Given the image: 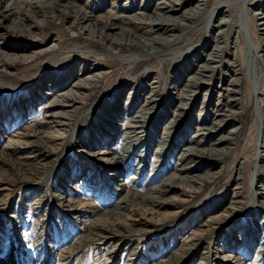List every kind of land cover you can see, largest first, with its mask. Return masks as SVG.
<instances>
[{
    "label": "bare ground",
    "instance_id": "6f19581e",
    "mask_svg": "<svg viewBox=\"0 0 264 264\" xmlns=\"http://www.w3.org/2000/svg\"><path fill=\"white\" fill-rule=\"evenodd\" d=\"M128 3L130 4L129 0H125L120 4V13H117L118 19L120 21L132 20L137 23H143L144 21L149 27L148 31L152 34L150 37H145L141 34L143 29H141L142 32H139V34L132 32V28L126 26L127 22L126 25L113 26L108 22L107 16L99 13L97 14L98 16L94 17L93 12H87L84 9L80 10L71 0H56V2L46 0H0V92H13L20 89L29 90L32 95L29 101L26 102L28 115L32 108L35 107L34 105H38L40 101H45L43 104L45 116H43L42 122L38 125V130H41V132L33 130H29L26 133L25 131L17 132V134L8 138L7 144L3 152H1L2 154H0L5 158L9 156L7 161L11 166L23 168L24 176L19 177L20 182L34 186L46 179L50 172L45 174L43 178L41 177L47 168L43 161H39L33 167H30L31 169L24 167L27 166L25 165L26 161L39 160L49 148H56L57 151L61 148L62 159L69 148H73L70 146L79 144V148H77L79 150L90 149V145L82 144L85 140L80 139L76 132L83 120L87 119L95 110L100 114L102 121L98 119V124L95 122L94 140L97 143L101 140L102 144V140L105 141L107 137L104 134L105 132L111 138H116L119 135L117 151L112 148L109 150L91 148L92 152L89 157L95 162V165L100 163V166H97L98 169H106L107 173L113 172L114 164L118 165L121 163L124 166L123 164L135 153L134 156L138 163L136 165L139 167L138 170H141L145 166L146 155L150 150L153 149L154 153L157 154L155 155L157 157L160 156L161 161L162 155H167V150H169V153L167 152L169 155L176 152V165L172 174L168 175L156 187L149 189L145 194L143 193V195L130 191L124 192L114 207V211L101 214L93 223L94 228L87 235L80 237L74 246L65 252V257H70L81 246L90 242L96 245L113 243V247L109 250V258L104 264H113L115 262L118 252L125 246L128 235L133 232L130 229L135 225L145 227L146 225L158 226L163 224V228L169 227L171 221L166 223L168 220L165 219L174 216L177 206L182 207L186 202L188 203L191 194L197 193L201 189L202 183L212 178L215 174H201L199 172L204 166L210 167L213 164L211 161L218 159L223 155L224 150L226 151L224 149L225 146L218 148L219 145H223L228 139L223 135L229 132L226 124H223L224 118H220L218 122L213 121L208 126L205 123L207 118L218 116L221 104L216 102V104L214 103L215 105H209L210 108H213V112L211 114L209 111L205 115L203 102L199 108L196 109L195 107L200 94L206 101L207 96L214 95L215 89L220 91V87L225 84L227 87L234 86L226 77L221 78L220 76L217 78V86H214L215 81H213L214 74L218 72L222 63L220 61L223 60H220L222 58L220 39L232 38L233 32L234 40L226 47L234 52L233 50L236 51L237 44L239 43L240 45L241 43V47L243 50L245 49L249 66L252 68L246 75L249 74L250 91L252 89L254 92L251 99L252 103H255L257 111L255 112L253 109L252 127L254 135L256 134L254 136L256 137L255 142L257 144L259 140L263 142L261 134L263 131H261L263 127V125L261 126L262 115L259 112V107L261 106H259V101L262 98H259L260 94L257 92L259 91V89L257 90L259 69L256 67V48H258V43L255 44L251 37H253L254 33H257L264 39V0H140L139 5H134L133 3L128 5ZM208 5H210V8ZM102 9L103 7H97L95 10L99 11ZM58 21L66 23L65 27H60V30L68 36L70 43L68 42V45L60 47L57 41V31H54L56 29L53 26L54 30L49 36V42L52 44L47 50L42 51L40 44L46 36H40L41 30L47 27L48 24ZM142 25L144 26V24ZM206 33H209L210 41L207 42L204 39L206 42L194 43L192 38H196V35L204 36ZM235 38L238 39V43ZM192 43L193 45L189 47L188 45ZM187 46L188 48H186ZM197 48L199 49L197 50ZM242 48L239 47L237 49L238 51H243ZM195 51L201 53L198 54ZM44 54L46 57H44ZM154 59L156 64H159V62L161 64L166 60L167 62L172 60V62L180 61L186 63V65L183 63L184 65L182 66L179 65V62L180 70L174 76L169 77L170 98L168 101L165 100V106L168 109H162L158 115L155 114L156 116H154L153 112L157 107L162 106V102H164V100H161L162 93H158V87H156L158 84L155 85L156 82L155 84L149 83L148 88L144 89L143 86V89L140 90L141 92L137 93L134 89L130 90L129 88L130 84L134 85L135 83L128 82L133 76L132 71L138 65H144ZM36 60L37 62H35ZM107 60L114 63L117 62L121 67L126 68V74L112 82L100 93L98 98L90 101L89 98L95 92V89L99 87L100 82H102L101 79H106V71L110 67H106L107 65L103 63ZM69 63L71 65H69V71L67 70L66 75H57L56 70L63 68ZM32 64L43 66L42 74L34 80H26L23 75L19 76L20 73L14 70L15 66H21L23 70H26L27 67H32ZM152 65H144V68L142 67L143 70L139 73V76H144L151 83L153 80L149 81L147 78L152 75L150 70L155 66ZM222 67L224 68V66ZM153 79L157 80V77H153ZM114 90L116 91L112 95H114L117 103H112L109 101L110 99L108 100L109 93ZM224 90H227L228 93L227 88ZM228 95L225 97H228ZM232 95L234 94L232 93ZM229 101L233 102V99H229ZM225 103L228 104L226 100ZM1 105L3 109H6V103ZM232 108H229V111ZM116 117L119 119L123 117V119L120 120L119 124L114 125L113 119ZM150 118L155 123L153 125H157L153 133L146 129ZM9 121L10 118L4 113L1 116L0 123L7 127ZM1 124L0 126H2ZM191 130L194 131L193 133L191 132L192 134L190 133ZM100 134L101 136L99 137ZM210 141L213 142L209 146L207 143ZM206 145L209 147L205 148ZM261 154L264 155L263 153ZM260 157L258 156L251 166L253 169L257 168L256 172H258V168L264 170V160H261L262 164H260ZM239 163L235 165V168L231 169L235 174L234 176L238 172L236 180H239ZM86 167L88 169L89 166ZM138 173L135 174L134 180L137 179L138 176L136 175ZM5 177V174L0 175V190L5 189V186H7ZM255 178L256 175L253 176V174L250 177L251 182L254 184ZM36 179H40L39 182H34ZM249 187L248 197L238 196L239 194L235 187L232 195L228 200H225L226 204L237 206L239 213H242L244 208L249 205L256 206L264 211V188L261 186L256 187L255 185L254 187L252 185ZM63 192L64 188H55L54 202L64 213H79L77 210L79 206H82V208L87 206L81 202H78L77 205L73 204V201L65 197ZM235 193L238 194V198L236 197L238 199L237 202H233ZM204 204L202 205L203 207ZM209 205L206 209H212V206L210 207ZM48 207H50V204H48ZM33 208H40V203H35ZM228 208L224 209L225 211L221 210V215H219L220 211L217 216H210L212 218H209V222L207 219L206 226L208 230L213 225L223 221L222 217L230 212ZM261 215L263 218L264 215L262 213ZM74 217L76 218L77 215ZM233 217L229 216L230 219H233ZM229 227L227 231H222L221 233L223 241L222 239L212 240L213 234L210 236V242H217V247L215 248L214 245L211 250L208 247L204 248L197 255L199 257L198 264H229L231 260L236 262L234 264H244L245 261L240 262L239 257L236 256V245L238 242L231 243V240L227 241L233 234L238 233L237 238H239L241 245H246L249 240L254 241V246H258L257 250H255V259L263 258L264 230L262 228H264V218L261 224H253L251 231L245 225L237 230L236 225L235 227ZM95 230H97L96 233L94 232ZM237 231L240 232L235 233ZM248 232L250 235H248ZM192 237L197 236L194 235ZM195 241L185 246L186 248L182 251L180 248L179 253L160 264H185L186 260L188 261L189 257L193 255V251L199 246L198 243L202 242L198 237ZM250 241L249 246L252 248L253 243L250 244ZM184 242L187 243L186 240ZM220 249H222V252Z\"/></svg>",
    "mask_w": 264,
    "mask_h": 264
},
{
    "label": "rangeland",
    "instance_id": "374dc122",
    "mask_svg": "<svg viewBox=\"0 0 264 264\" xmlns=\"http://www.w3.org/2000/svg\"><path fill=\"white\" fill-rule=\"evenodd\" d=\"M46 1L56 2V0ZM72 1L80 10L84 9L87 12H93L94 17H96V15L99 13L100 15L107 16L108 22L113 26H121L124 24L126 25L127 22L126 26H130V28L132 29L134 28V30L131 29L132 32H136L139 34V32H142L141 29H143V33H141L142 35H144L145 37H150V35H152L151 32L148 31L149 27L144 21L143 23H137L136 21L132 20L120 21L118 19V14L120 13L119 6H121L120 4H122L125 0H75L76 2L74 0H71V2ZM129 2L130 4L128 3V5H131L132 3L134 5L140 4V0H129ZM210 5H208L209 8ZM97 7H103V9L96 11L95 9ZM208 7L207 9H209ZM142 24H144V26ZM65 25L66 23L63 21L53 22L48 24V26L50 27L47 26L41 30L40 36H46L40 44L42 46V48H40L42 51L47 50L52 44L49 42V36L52 34V30H54V27L56 29L54 31H57V41L59 46L62 47L70 43V39L68 38V36L60 30L61 28L65 27ZM139 26L140 28H138ZM127 28L130 30L129 27ZM233 33L231 35L232 38H222L223 40L220 39V46L222 51V58H220V60L223 59L222 61H220V63L222 62L223 64H220L218 72L214 74L213 81H215L214 86H217V78H219L220 76L221 78L226 77L227 80H230L234 86L231 85L227 87L226 84L224 86H221V84H219L221 86V90L217 91V89H215L214 91L216 92H214V95L207 96L206 101L200 94L198 98L199 102L197 101V105L195 107L196 109L199 108L203 102L205 106V115L209 111L211 114L213 112V108H210L209 105H215L216 102L218 104H221L219 106L220 110L217 117H209L207 118V120H205V116L204 120L206 125L208 126L212 124L213 121L218 122L220 118H224L223 124H226L227 130L229 132H227L228 134L224 133L223 135L228 139L223 145H219L218 148L225 146L224 149H226V151L224 150L223 155L219 157L220 159L218 158L211 161L213 162V164L211 165L212 167L204 166V168H202L199 172L201 174L215 173L216 175L214 174L212 178H210L211 181H209L210 179L205 180L202 183L201 189L199 190L200 192L198 191V194H191V196L194 197L190 196L188 203H184L185 205H182V207L177 206V211L175 210L174 216L165 219L168 220L166 221V223L171 221L169 223V227L163 228L162 224L158 226L146 225L145 227L147 229L144 226L139 227L136 225L131 228L130 230H132L133 232L131 235H128L129 237H127V241H125V246L122 247V249L118 252V256L116 257V260L113 264H160L165 260L172 258L176 253H179L180 250H184V248H186L185 246L189 245L191 242H196L195 240L197 239V237L200 238L202 242L198 243L199 246L193 251V255L189 257L188 261L186 260L185 264H198L199 257H197V255L200 254L204 248L208 247V249L211 250L214 245L215 248L217 247V242H210V236L212 234L214 236L212 240L216 239L217 241L222 239V231H227L228 228H230L229 226L235 227L236 225L237 230L239 227L245 225L246 227H248L249 231H251V229H253V224H261L262 219L264 218L261 217V213L264 215V211H262V209L257 208L253 205H249L248 207L244 208V211L242 213H239V208L237 206H229L225 201L228 200V198L232 195L233 189L235 187L237 188L236 191H238L239 195L237 193L234 194L235 200L233 202L238 201V196L248 197V189L251 185L253 187L255 185L256 187L261 186L262 188H264V170L258 168V172H256L257 168L253 169L251 167L258 156L262 157L259 158L260 164H262L261 160H264V155L261 154H264V39L257 33H254L252 35L253 37H251L252 41L255 44L258 43V48H256V67L257 69H259V85L257 86V90L259 89V91L257 92L258 94H260L259 98H262L259 101V106L261 105L259 107V112L262 115L261 126L263 125V127L261 128V131H263L261 132V134L263 136V142H260L259 140L257 144V142H255L256 137H254L256 134L254 135L252 127L254 110L255 112H257L256 105L255 103H252L253 101L251 99L254 92L252 91V89V92L250 91L248 76L249 74L246 75L252 68L251 66H249V61L247 60L248 57L247 55H245V49L243 50V48L241 47V43L239 45L238 39L235 38L238 43L237 48L240 47L243 50H239L241 53L237 48L236 51L233 50L234 52H232V50L226 47V45H229L231 42H233ZM208 35L209 33H206L204 36L196 35V38L194 37L195 39H192L194 40V43H202L204 41L206 42V40L208 42L211 40L209 39ZM192 45L193 43L188 46L191 47ZM188 46L186 48H188ZM198 49L199 48H197V50ZM195 52L198 54L201 53L198 51ZM44 57H46L45 54ZM107 61L103 63L104 65H107L106 67H110L106 71V79H101L103 83L100 82L99 87L97 88L98 90L95 89V92L91 94L89 98L90 101L98 98L100 93H102L104 89L111 85L112 82H115L116 79L120 78V76L122 77V75L124 76L126 74V68L121 67L117 62L114 63L111 61ZM35 62H37V60ZM165 62L161 64L159 62V64H156L154 59L144 64L148 66L152 64V66H154L156 64L154 68L150 70V73L152 74L150 75L151 78H147L149 79V81L153 80L152 83L148 82L146 78H144V76H139V73L144 68V65L142 64L138 65L132 71L133 76H131L130 80L128 81L130 83L136 84H130L129 88L130 90L134 89L137 93L141 92L140 90L143 89V86L144 89L148 88L149 83L155 84L156 82L155 85L158 84L156 87H158V93H162L161 100H164V102H162V106L157 107V109L153 112L154 116L158 115L162 111V109H168V107L165 106V100L168 101V99L170 98L169 94L171 92V89L169 77L174 76V74L180 70L179 65H186L185 62L180 61L172 62L171 60L167 62L166 60ZM38 63L40 64V62ZM39 64H32V67H27L28 70H23V67L21 66H15L14 70H17V73H20L19 76L23 75V78H25L26 80H34L43 72V66ZM69 65L71 64L69 63L63 68H60L61 70H56L57 75H66V73L69 71ZM222 66H224V68ZM164 67L168 70H166ZM221 69L222 71H220ZM153 77H157V80H154ZM230 87H232L233 89ZM225 88L228 89V93L227 90H224ZM115 91L116 90L112 91L108 95V100L110 99L109 101L112 103H117L114 95H112V93L114 94ZM232 93L234 95H232ZM226 94H229L228 97H225L227 96ZM31 95L32 94L27 89H20L16 91L14 90L13 92H0V119L4 113H6V115L10 118L7 127H4V125L0 123L2 125L0 126V154H2L1 152H3L8 138L14 136L15 134H17V132L25 131L26 133L29 130H33L36 132L39 131L38 125L42 122L44 118L43 116H45L43 109V104L45 101H40L38 105H34L35 107L32 108L31 112L28 115L26 102L29 101ZM216 95H218L219 97ZM229 99H233V102H230ZM225 100L228 104L225 103ZM2 102L6 103V109L2 108ZM233 103L235 104L232 108ZM227 107L232 109H230L229 111V108ZM234 109L240 110L237 112V110ZM89 116L87 117V119L83 120L76 133L80 139L85 140L84 142H82V144L84 143L87 146L90 145V149L84 151L79 150L77 149L79 148V144L70 146L73 148H69L68 152L62 159L61 148H59L60 151H57L56 148H49L48 150H46V152L43 153V156L39 160L35 159L25 162V165L27 166L24 168L31 169L30 167H33L39 161H43L47 165V168L44 174L41 176L42 178L45 176V174L50 172L47 175L46 179L42 182H39L40 179H36V181L34 182L38 181L39 183L35 184L34 186L28 185V183L25 182H20L19 177L24 176L23 168L11 166V164L7 161V158L9 156L5 155L7 157L5 158L0 155V173L5 174L6 177L4 179H6L5 182H7V186H5V189L0 190V264H104L109 258V250L113 247V243L96 245L90 242L81 246V248L71 254L70 257H65V252H67L68 249L74 246L75 242H77L80 237L87 235L91 231V229L94 228L93 223L100 217L101 214L114 211V207L116 206L118 200L124 194V192L126 193L127 191H130L139 195H143V193L145 194L149 189L159 185L168 175L174 172L173 169L176 165V152H173L171 153V155H169V150H167V155H162L163 158L161 161L160 156L157 157V154L154 153L153 149L149 151V155H146V163L144 164L145 166L141 168V170H138L139 167H137L136 165L138 163L136 161L137 159L134 156L135 153L131 157H129L126 163L123 164L124 166H122L121 163H119L120 167L119 164H114V167L112 168L114 169L113 172L107 173V171H105L106 169H98L97 166H100V163L99 165H95V162L92 161L89 157V154L92 152L91 148H103L106 150L112 148L117 151L119 145V135H117L116 138H111L109 137V135H106L105 132L104 134L105 136H107L105 141L102 140L101 144V140L99 139L100 142L97 143L94 140V125L95 122L98 121V119L102 121V118L100 114L96 112V110ZM122 119L123 117H121V119L117 117L114 118V125L119 124L120 120ZM96 124H98V122ZM153 124L155 123L152 118H150L146 125V129L148 131L150 130V132L152 133L154 132L155 127H157V125ZM161 128L163 127L161 126ZM234 130L237 131H235L236 134L235 132L233 133ZM39 132H41V130ZM191 132L193 133L194 131L191 130L190 133ZM100 136L101 134L99 135V137ZM229 141L231 142L228 143ZM212 142L213 141L208 142L207 145L210 146ZM207 145L205 146V148L209 147ZM238 162H240L241 164H238L240 166V173L239 180H236L238 172L236 176H234L235 174L233 173V171H231V169L233 167L235 168V165ZM86 166H89L90 169L88 167V170ZM208 169L209 171H207ZM136 173H138L136 175L138 177L134 180L133 178ZM252 174L253 176L256 175L255 184L252 183V180L250 179ZM213 178L214 180L212 181ZM55 188H64V196L73 201V204L77 205L78 202H81L85 203L87 206L83 208L82 206H79L77 208L79 213H64L54 202ZM35 203H40V208H33L35 207ZM202 203L204 204V207L202 206ZM48 204H50V207H48ZM208 205L210 207L212 206V209H206ZM227 208L230 212L226 213L222 217L223 221L219 224L213 225L214 228L212 226L208 230L206 226L207 219L209 222V220L212 218L210 216H217L221 210L225 211ZM222 211L219 213V215H221ZM75 215H77L76 218L74 217ZM229 216L234 217L233 219H230ZM226 223L228 224L226 225ZM262 230H264V228H262ZM96 231L97 230H95L94 232L96 233ZM238 232L240 231H237L235 233ZM135 233L137 234L133 235ZM191 235H196L197 237H192ZM238 235L239 233L233 234L229 239H227V241L231 240V243L236 241L238 242V244L236 245V256L239 257L238 259L240 260V262L245 261L244 264H264V252L262 253L263 258L256 260V257L254 255L256 252L255 250H257L258 246H254V241L250 240V244L253 243L252 248L249 246V241L246 245L242 246L239 242V238H237ZM248 235H250L249 232ZM183 240H186L187 243ZM220 250L222 252V249ZM8 260L10 261V263L8 262ZM234 263L236 262L231 260L229 264Z\"/></svg>",
    "mask_w": 264,
    "mask_h": 264
},
{
    "label": "trees",
    "instance_id": "16d2710c",
    "mask_svg": "<svg viewBox=\"0 0 264 264\" xmlns=\"http://www.w3.org/2000/svg\"><path fill=\"white\" fill-rule=\"evenodd\" d=\"M8 262L10 263V261L8 260Z\"/></svg>",
    "mask_w": 264,
    "mask_h": 264
}]
</instances>
